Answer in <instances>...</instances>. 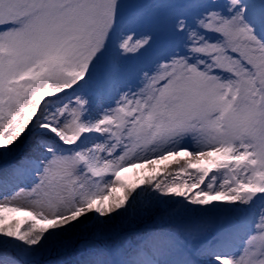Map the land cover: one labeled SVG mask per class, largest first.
<instances>
[{"label":"snow or ice","instance_id":"obj_1","mask_svg":"<svg viewBox=\"0 0 264 264\" xmlns=\"http://www.w3.org/2000/svg\"><path fill=\"white\" fill-rule=\"evenodd\" d=\"M0 264H264V0H0Z\"/></svg>","mask_w":264,"mask_h":264},{"label":"rangeland","instance_id":"obj_2","mask_svg":"<svg viewBox=\"0 0 264 264\" xmlns=\"http://www.w3.org/2000/svg\"><path fill=\"white\" fill-rule=\"evenodd\" d=\"M157 167H160L159 165H157ZM176 165H172L171 168H169L168 170L169 171H175L176 170ZM144 171L145 170H130L128 173L125 174L126 178L130 179V180H135L136 179V174L137 172H139L140 175H143L144 174ZM10 218L12 217H16L20 220H24L25 219V216L23 213H13V214H8ZM27 225H22V229L23 228H26ZM139 237L136 236V235H132L131 237V242L132 243H136L138 241Z\"/></svg>","mask_w":264,"mask_h":264},{"label":"trees","instance_id":"obj_3","mask_svg":"<svg viewBox=\"0 0 264 264\" xmlns=\"http://www.w3.org/2000/svg\"><path fill=\"white\" fill-rule=\"evenodd\" d=\"M162 210L160 208H156L152 214V217H150L149 219L152 220V219H155V217L157 216H161L159 213L161 212ZM119 221L116 222V225H114V227L116 228V231H119V232H122V231H131L132 229L130 228H124V227H119ZM143 228V225L142 224H138L137 225V231L142 229Z\"/></svg>","mask_w":264,"mask_h":264}]
</instances>
